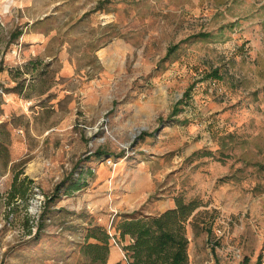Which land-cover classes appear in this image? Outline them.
Masks as SVG:
<instances>
[{"label":"rangeland","instance_id":"1","mask_svg":"<svg viewBox=\"0 0 264 264\" xmlns=\"http://www.w3.org/2000/svg\"><path fill=\"white\" fill-rule=\"evenodd\" d=\"M176 198L188 264H264V0H0V264H100L88 226Z\"/></svg>","mask_w":264,"mask_h":264},{"label":"trees","instance_id":"2","mask_svg":"<svg viewBox=\"0 0 264 264\" xmlns=\"http://www.w3.org/2000/svg\"><path fill=\"white\" fill-rule=\"evenodd\" d=\"M19 34L20 32H11L9 40L17 38ZM198 36H206V34L200 33ZM168 51L170 50L168 49ZM30 62L32 64L38 63L37 60ZM35 69L36 67L31 68V70ZM178 111L177 107L173 108L174 114ZM102 154L103 152L97 151L98 157ZM91 175V169H80L76 178L69 177L62 180L55 185L53 192L47 196V202L54 201L61 193L71 195L86 187V178ZM18 180V173L16 172L13 174L11 187L7 194L8 202L18 199L25 202L29 196L33 180L28 177H25L24 180ZM198 206L199 204L195 200L185 202L181 198H176L174 207L156 214L124 213L119 221L112 224L115 229L112 234L102 225H90L86 228L85 241L80 251L91 262L105 264L107 263L111 239L115 238L122 243L126 238L127 241L122 243V250L126 254V259H123L125 264H188V239L185 228L188 219ZM40 227V224L37 225L35 232L38 233ZM89 239L94 241L89 242ZM114 264H121V262ZM256 264H260L259 259Z\"/></svg>","mask_w":264,"mask_h":264},{"label":"crops","instance_id":"3","mask_svg":"<svg viewBox=\"0 0 264 264\" xmlns=\"http://www.w3.org/2000/svg\"><path fill=\"white\" fill-rule=\"evenodd\" d=\"M116 262H121V264H125L123 261L121 250L116 245L110 242L109 253L107 256V264H114Z\"/></svg>","mask_w":264,"mask_h":264},{"label":"built area","instance_id":"4","mask_svg":"<svg viewBox=\"0 0 264 264\" xmlns=\"http://www.w3.org/2000/svg\"><path fill=\"white\" fill-rule=\"evenodd\" d=\"M110 234H112V232L109 231ZM111 241L113 242V244L117 245L119 247V249L122 252V257L123 259H126V254L125 252L122 250V243L118 242L115 238H112Z\"/></svg>","mask_w":264,"mask_h":264}]
</instances>
